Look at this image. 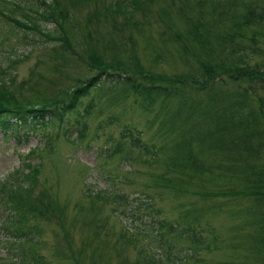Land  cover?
<instances>
[{
    "label": "rangeland",
    "instance_id": "374dc122",
    "mask_svg": "<svg viewBox=\"0 0 264 264\" xmlns=\"http://www.w3.org/2000/svg\"><path fill=\"white\" fill-rule=\"evenodd\" d=\"M113 1L55 0L61 16L52 21L40 16L39 3L0 0L1 91L12 103L30 106L62 97L98 73L90 66L92 54L116 57L118 68L131 75L198 71L193 45L190 54L181 46L188 25L181 0H146V12L117 14L115 21L106 13ZM21 4L27 9L18 8ZM206 10L204 23L216 19L208 5ZM191 15L200 17L195 9ZM64 32L66 51L55 44ZM174 33L181 41L172 40ZM256 38L255 47L245 39V57L264 69V22ZM99 81L63 122L37 123L35 129L13 123L8 132L0 127V264H170L169 258L191 246L196 254L177 264L249 263L247 238L264 219V203L215 196L223 190H217L221 179L209 176L203 182L193 172L182 173L171 158L177 132L158 115L161 99L154 103L115 89L104 74ZM130 129L155 144L160 155L139 154ZM206 158L212 163L215 156ZM18 200L22 204L15 209ZM216 202L219 208L212 211ZM190 220L202 231L201 245L187 238L192 231L185 238L167 232L169 223L181 230ZM162 222L165 227L157 229Z\"/></svg>",
    "mask_w": 264,
    "mask_h": 264
},
{
    "label": "trees",
    "instance_id": "16d2710c",
    "mask_svg": "<svg viewBox=\"0 0 264 264\" xmlns=\"http://www.w3.org/2000/svg\"><path fill=\"white\" fill-rule=\"evenodd\" d=\"M54 1L27 0V3H39L40 16L54 21V18L61 16ZM260 1L253 4L247 0H181L179 11L188 24L186 41L181 46L184 53H189V43L193 45L192 49L196 52L192 56L196 58L197 72L172 77L140 70L131 75L118 68L122 64L117 63L116 57L108 60L100 54H92L88 56L90 66L97 68L98 73L88 78V83H77L72 89L66 90L62 97L46 100L41 105L30 106L17 101L12 103L5 89L1 91L0 88V127L8 132L13 123L19 128L28 124L31 129H35L37 123L63 122L65 115L76 110L82 99L91 94L92 88L98 89L99 76L104 74L110 77L115 89L124 88V91L143 96L154 103L161 99L163 110H158V115H164L163 120L173 125L177 132L172 137L171 158L175 160L174 165L182 173L193 172L203 182L209 176L214 180L221 179L217 190L221 187L223 190L214 192L216 195L210 192L208 197L211 200L220 194L228 198L252 197L254 205L260 206L264 203V69L259 62L245 57L249 55L248 44L258 46L256 33L264 22V0L259 4ZM206 5L216 19L204 23L201 17L207 13ZM146 7V0H115L106 7V13L115 21L117 14L130 17L137 10L146 12ZM18 8L27 9L25 4L18 5ZM194 9L200 14L197 20L191 15ZM220 16L224 17L223 23ZM17 23L25 27L29 25L20 20ZM114 27L117 28L116 23ZM250 30L253 34L249 37L247 33ZM53 33H56L55 29ZM64 34L66 32L57 37L60 43L55 44L66 51L65 47L69 43ZM179 37L178 33L171 35L174 41L180 40ZM245 39H248L247 45ZM5 114L7 117H3ZM85 133L84 124L79 137H84ZM127 133H130L129 140L139 154L148 155L151 150L153 154L160 155L161 150L155 148V144L151 146L146 142L140 132L130 129ZM208 153L215 156L211 159L212 163L206 158ZM231 179H237L241 185L232 184ZM17 204L15 209L22 202L18 200ZM211 208L216 211L219 204L216 202ZM187 224L178 230L175 224L169 223L167 232L185 238V234L192 231L187 237L190 242L198 245L204 243L202 231L195 227V220ZM257 224L256 230L249 232L247 238L252 254L247 256L251 261L247 263L244 260L242 264H264L263 217ZM163 225L162 222L157 229L164 228ZM196 252V248L188 247L187 253L169 258V262L177 264L193 257ZM21 255L25 253L21 252Z\"/></svg>",
    "mask_w": 264,
    "mask_h": 264
}]
</instances>
